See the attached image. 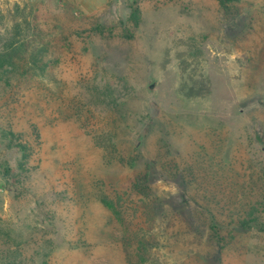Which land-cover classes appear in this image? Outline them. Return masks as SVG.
<instances>
[{
    "label": "rangeland",
    "instance_id": "obj_1",
    "mask_svg": "<svg viewBox=\"0 0 264 264\" xmlns=\"http://www.w3.org/2000/svg\"><path fill=\"white\" fill-rule=\"evenodd\" d=\"M235 8L0 0V52L30 40L45 63L0 90V243L18 263L264 264V0ZM119 197L123 217L102 202Z\"/></svg>",
    "mask_w": 264,
    "mask_h": 264
},
{
    "label": "trees",
    "instance_id": "obj_2",
    "mask_svg": "<svg viewBox=\"0 0 264 264\" xmlns=\"http://www.w3.org/2000/svg\"><path fill=\"white\" fill-rule=\"evenodd\" d=\"M242 0H219L220 6L229 14H232L237 8L235 6L240 3ZM20 32L15 33L13 37H20ZM30 40H26L23 42H14L9 47H7L4 51L0 52V90L3 87L4 90L15 89L22 84H27L29 81L34 79V73L37 71L43 70V57L39 58L37 56L34 48L32 49V43ZM45 65V63H44ZM33 73V75H31ZM31 76V77H30ZM5 95V94H4ZM1 96V95H0ZM3 135L9 136L15 134L10 131V129H3ZM8 139V138H7ZM9 147L18 148L24 156H27L28 152L26 147L22 144H16L13 142L11 138H9ZM151 173L148 172L141 181L135 183L131 190L132 193L142 194V202L144 205L145 199L149 198V182L151 180ZM178 177L176 173L173 174V178ZM122 201V198L119 197L118 201L115 202L113 200H109L108 198H103L102 202L109 210H111L117 217H123L122 213L119 209L120 204L118 202ZM152 209V207H151ZM252 216V212L249 213ZM259 220L256 217H253L252 220L242 219L239 224L240 227L247 229L251 228L254 225L258 224ZM215 236L218 235L216 229L214 228ZM135 239L138 240V257L145 262L147 260V256L152 250V241L151 236L146 238L145 235L139 238L138 235H135ZM13 245H8L6 243H0V256L2 259H6L7 261L11 258L15 260L12 264H22L16 261L17 258H23V251L20 249L12 247ZM25 259V258H24ZM43 264H47L44 262Z\"/></svg>",
    "mask_w": 264,
    "mask_h": 264
}]
</instances>
